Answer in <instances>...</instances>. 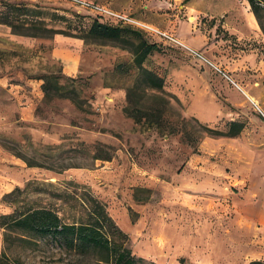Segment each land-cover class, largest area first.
Here are the masks:
<instances>
[{
	"label": "rangeland",
	"instance_id": "rangeland-1",
	"mask_svg": "<svg viewBox=\"0 0 264 264\" xmlns=\"http://www.w3.org/2000/svg\"><path fill=\"white\" fill-rule=\"evenodd\" d=\"M170 1L157 28L229 77L120 12L139 23L119 25L159 44L143 63L162 79L150 87L133 64L138 35L90 34L96 14L69 0H0V215L42 206L80 223L95 198L136 264H264V6ZM70 37L87 47L74 76L54 53ZM127 106L149 112L136 122ZM19 232L11 262L115 264L105 250Z\"/></svg>",
	"mask_w": 264,
	"mask_h": 264
},
{
	"label": "trees",
	"instance_id": "trees-1",
	"mask_svg": "<svg viewBox=\"0 0 264 264\" xmlns=\"http://www.w3.org/2000/svg\"><path fill=\"white\" fill-rule=\"evenodd\" d=\"M249 1L254 13L258 15L259 11L264 6V0ZM2 22L10 24L11 21L9 18H6L3 19ZM126 31H130L139 36V41L133 43L132 52L134 55V66L141 71L140 73L142 76H146L150 87H161V77L155 72L148 70L143 65L149 54L155 50H159V44L145 39L141 29L110 23L97 14L89 29L90 34L110 39H119ZM15 32L23 35H31L24 31ZM80 38L84 39L83 37ZM117 67H120V64H118ZM56 88L59 90L60 86ZM133 89L134 87L129 89L128 94ZM43 90L46 92V95L49 94L46 82L43 85ZM125 111L135 118L136 122H140L145 114L149 112V110L145 111L143 108L131 106H127ZM151 125L160 127L159 124L151 123ZM176 131V129H173L171 132L174 133ZM228 134H235V131H231ZM16 155L22 157L28 166L50 168L37 159L26 157L20 153ZM103 158L109 159L110 155ZM66 167H70V165ZM19 190L20 189L17 187L8 195L11 196L17 192L19 193ZM90 201L91 204L89 206L88 217L86 221H81L80 223H65L58 212L52 208L42 206L30 207L23 211H20L18 207H16L11 213L1 214L0 226L4 229V249L0 253V264H26L19 258L11 262L14 259L7 255V251L11 249L14 239L21 241L26 240L25 237L21 236L22 233L19 232L20 230L42 236H52L56 239L63 240L70 248L82 246L92 250H105L107 258H112L115 264H136L142 261V259L136 258L131 253V250L125 247L122 242L116 240V237L126 236V234L114 223L113 219L106 211L105 205L95 198H90Z\"/></svg>",
	"mask_w": 264,
	"mask_h": 264
},
{
	"label": "crops",
	"instance_id": "crops-1",
	"mask_svg": "<svg viewBox=\"0 0 264 264\" xmlns=\"http://www.w3.org/2000/svg\"><path fill=\"white\" fill-rule=\"evenodd\" d=\"M92 1V0H91ZM101 4L117 12L133 14L143 25L154 30L162 22L159 9L172 6L170 0H100ZM164 9V10H165ZM132 16V17H133ZM160 27V26H159ZM162 31V30H161ZM86 42L80 37H70L65 41L56 43L54 53L61 59L63 71L70 75H76L83 64Z\"/></svg>",
	"mask_w": 264,
	"mask_h": 264
},
{
	"label": "built area",
	"instance_id": "built-area-1",
	"mask_svg": "<svg viewBox=\"0 0 264 264\" xmlns=\"http://www.w3.org/2000/svg\"><path fill=\"white\" fill-rule=\"evenodd\" d=\"M70 3L77 5L80 8L89 10L97 15H100L102 18L108 20L110 23L112 22H117L115 24L118 23H131V24H138L139 22L136 21L135 19H133L132 17H129L128 15L122 14L120 12L114 11L112 9H110L109 7L99 4V3H94L90 0H69ZM145 26V25H142ZM157 33L161 34L162 36L170 39L173 42H176L179 45L184 46V48H186L190 54L194 55L195 57H197L198 59H200L201 61L211 64L213 66H215L219 71H221L222 73H224L225 75H227L220 67H218L217 65H215L212 61H210L203 53H201L200 51L184 44L183 42H181L179 39L175 38L174 36H172L171 34L165 32V31H161V30H156ZM228 76V75H227ZM229 77V76H228Z\"/></svg>",
	"mask_w": 264,
	"mask_h": 264
},
{
	"label": "bare ground",
	"instance_id": "bare-ground-1",
	"mask_svg": "<svg viewBox=\"0 0 264 264\" xmlns=\"http://www.w3.org/2000/svg\"><path fill=\"white\" fill-rule=\"evenodd\" d=\"M195 18L194 17H191L190 20L193 21ZM252 101H255L251 98ZM256 106H257V103H256ZM258 107V106H257Z\"/></svg>",
	"mask_w": 264,
	"mask_h": 264
}]
</instances>
